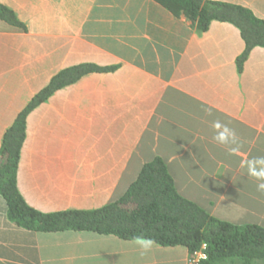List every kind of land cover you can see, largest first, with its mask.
<instances>
[{
	"label": "crops",
	"instance_id": "0c3cea01",
	"mask_svg": "<svg viewBox=\"0 0 264 264\" xmlns=\"http://www.w3.org/2000/svg\"><path fill=\"white\" fill-rule=\"evenodd\" d=\"M241 5L264 20V0ZM0 156L6 132L59 72L92 71L26 119L17 186L43 213L94 210L120 199L143 167L166 165L178 193L213 217L264 226V193L242 161L264 157V46L241 60L238 26L199 30L156 0H0ZM235 130L237 154L214 139ZM184 245L147 252L115 234L29 230L0 195V264H193Z\"/></svg>",
	"mask_w": 264,
	"mask_h": 264
},
{
	"label": "trees",
	"instance_id": "16d2710c",
	"mask_svg": "<svg viewBox=\"0 0 264 264\" xmlns=\"http://www.w3.org/2000/svg\"><path fill=\"white\" fill-rule=\"evenodd\" d=\"M175 15L184 14L199 30H207L213 20L238 26L247 43L242 56L255 46H264V20L249 9L209 0H156ZM0 18L22 26L15 13L0 3ZM80 64L56 74L20 113L6 132L0 156V195L8 204L11 221L37 231L67 229L115 234L125 239L146 237L165 245H184L191 254L203 250L207 255L198 264H221L241 258L264 261V226L235 225L217 219L194 202L180 195L160 159L147 163L137 179L118 200L94 210H64L43 213L30 206L17 186V170L26 136V119L38 104L57 90L75 83L92 71H108Z\"/></svg>",
	"mask_w": 264,
	"mask_h": 264
},
{
	"label": "clouds",
	"instance_id": "9594fccd",
	"mask_svg": "<svg viewBox=\"0 0 264 264\" xmlns=\"http://www.w3.org/2000/svg\"><path fill=\"white\" fill-rule=\"evenodd\" d=\"M212 127L215 133L213 139L217 143L227 146L231 154H237L240 150V143L235 130L218 120L213 122ZM241 166L247 169L249 176L259 181L256 186L257 191L264 193V157L243 160ZM135 243L143 252H147L155 244V241L146 237H137L135 238Z\"/></svg>",
	"mask_w": 264,
	"mask_h": 264
},
{
	"label": "rangeland",
	"instance_id": "374dc122",
	"mask_svg": "<svg viewBox=\"0 0 264 264\" xmlns=\"http://www.w3.org/2000/svg\"><path fill=\"white\" fill-rule=\"evenodd\" d=\"M221 264H264L263 260H252V261H246L241 258H236L233 261H226Z\"/></svg>",
	"mask_w": 264,
	"mask_h": 264
},
{
	"label": "built area",
	"instance_id": "2783aa9c",
	"mask_svg": "<svg viewBox=\"0 0 264 264\" xmlns=\"http://www.w3.org/2000/svg\"><path fill=\"white\" fill-rule=\"evenodd\" d=\"M205 249V245L203 247V250ZM203 250H200L198 252H195L193 255H194V258H193V264H198L199 261H201L202 259H206L207 258V255L205 254V252Z\"/></svg>",
	"mask_w": 264,
	"mask_h": 264
}]
</instances>
